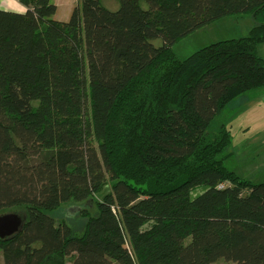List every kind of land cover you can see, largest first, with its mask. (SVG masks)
Returning <instances> with one entry per match:
<instances>
[{
    "label": "trees",
    "instance_id": "obj_1",
    "mask_svg": "<svg viewBox=\"0 0 264 264\" xmlns=\"http://www.w3.org/2000/svg\"><path fill=\"white\" fill-rule=\"evenodd\" d=\"M20 2L0 10V215L25 223L0 264H264V183L226 166L232 106L264 89V0H79L67 22ZM245 14L247 36L173 50ZM94 199L79 234L52 216Z\"/></svg>",
    "mask_w": 264,
    "mask_h": 264
},
{
    "label": "rangeland",
    "instance_id": "obj_2",
    "mask_svg": "<svg viewBox=\"0 0 264 264\" xmlns=\"http://www.w3.org/2000/svg\"><path fill=\"white\" fill-rule=\"evenodd\" d=\"M102 3L110 10L119 8V0H102ZM254 24L252 16L247 14L224 17L180 40L173 46V50L179 58L186 59L211 44L247 36ZM152 43L156 47L163 46V40L160 38L153 40ZM259 53L264 58V44L260 46ZM261 93H264V89L251 92L245 96L248 98L246 101L244 100L246 98H242L235 104L236 106H232V119L230 122L232 123L234 148L230 150L233 155L226 160V166L230 170L252 180L254 183H264V145L261 144L264 138V130L259 127L262 124L259 121H254V118H251L248 112L249 106L256 105L257 99L262 98ZM36 105L37 102L34 103V106ZM248 122L250 123L249 127L246 125ZM204 191L205 187H199L192 195L195 197ZM96 199H100V196H96ZM95 201L94 199L84 203L71 202L65 204L55 211L52 216L58 222L65 221L79 234L87 222V219L82 217L81 211H89L92 215H96ZM19 214L21 215V213ZM1 264H4L2 256ZM67 264H72L71 259H67ZM215 264L236 263L221 260Z\"/></svg>",
    "mask_w": 264,
    "mask_h": 264
},
{
    "label": "crops",
    "instance_id": "obj_3",
    "mask_svg": "<svg viewBox=\"0 0 264 264\" xmlns=\"http://www.w3.org/2000/svg\"><path fill=\"white\" fill-rule=\"evenodd\" d=\"M53 2L57 6V12H56V15L54 18L58 21L67 22L70 19L73 10L78 5L79 0H53ZM0 10L24 14V13H26L27 8L20 2V0H0ZM112 11H116V10H112ZM254 26H255V24H254ZM252 28H250V30ZM246 30H248V29H246ZM260 46H259V48H260ZM260 96H262V98L257 99L256 105L249 106V112L248 113L250 114L251 118H254V121H259L262 124V125H259V127H262L261 129L264 130V93H261ZM244 98H246V99H244L245 101L248 99L247 97H244ZM249 101H250V99H249ZM235 104H237V102ZM231 114H232V111H231ZM230 118L232 119V116ZM259 122H257V123H259ZM246 125L249 127L250 123L248 122ZM231 127H232V123H231ZM242 128H244V127L242 126ZM261 144L264 145V138H263V141H261ZM245 179H247V178H245ZM248 180H250V179H248Z\"/></svg>",
    "mask_w": 264,
    "mask_h": 264
},
{
    "label": "water",
    "instance_id": "obj_4",
    "mask_svg": "<svg viewBox=\"0 0 264 264\" xmlns=\"http://www.w3.org/2000/svg\"><path fill=\"white\" fill-rule=\"evenodd\" d=\"M25 219L16 212L0 215V238L8 239L19 234L24 227Z\"/></svg>",
    "mask_w": 264,
    "mask_h": 264
},
{
    "label": "built area",
    "instance_id": "obj_5",
    "mask_svg": "<svg viewBox=\"0 0 264 264\" xmlns=\"http://www.w3.org/2000/svg\"><path fill=\"white\" fill-rule=\"evenodd\" d=\"M225 186H226V185L223 184V185L220 186V188H225Z\"/></svg>",
    "mask_w": 264,
    "mask_h": 264
}]
</instances>
